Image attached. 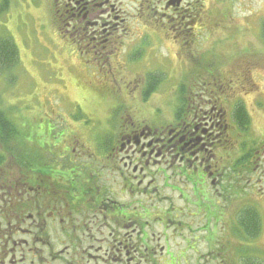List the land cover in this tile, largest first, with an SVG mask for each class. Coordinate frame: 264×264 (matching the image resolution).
<instances>
[{"label": "flooded vegetation", "instance_id": "obj_1", "mask_svg": "<svg viewBox=\"0 0 264 264\" xmlns=\"http://www.w3.org/2000/svg\"><path fill=\"white\" fill-rule=\"evenodd\" d=\"M223 2L42 0L36 6L59 39L90 58L96 79L116 75L133 89L108 94L118 118L109 115L98 130L74 122L40 127L32 107L8 103L0 91V264H169L171 241L194 251L182 254L180 264H264L258 57L250 51L235 60L225 82L199 53L186 57L191 73L179 70L186 49L194 51L202 36L209 43L215 37L206 36L203 19ZM243 27L264 44L262 6H252ZM138 49L148 60L127 70ZM165 81L170 85L159 91ZM248 190L263 206L253 236L248 211L236 216L234 209ZM175 200L185 207L171 212ZM235 216L242 234L227 238L223 226ZM171 225L183 228L170 233Z\"/></svg>", "mask_w": 264, "mask_h": 264}, {"label": "rangeland", "instance_id": "obj_2", "mask_svg": "<svg viewBox=\"0 0 264 264\" xmlns=\"http://www.w3.org/2000/svg\"><path fill=\"white\" fill-rule=\"evenodd\" d=\"M41 1L10 0V8L0 15V35L11 37L20 56V63L13 71V80L0 75V91L5 92V97L10 103L12 102L11 104L21 109L32 107L36 116L35 124L40 127L50 126L53 122L60 124L74 122L93 125L95 130H98L109 115L118 118L116 116L118 110L113 109L116 103L107 97L115 91H124L126 95V89L131 90L133 87L130 84L126 88L127 79L123 81L116 75L101 76L102 79H96L95 66L89 63L90 58H82L76 49L59 39L51 26L49 16L44 14L41 17L36 11V6ZM228 1L224 0L223 3L218 4V6H222L221 10L210 9L208 11L209 16H205L203 19L204 22L206 21L204 25L206 36H209L208 32L213 31L215 37L213 36L209 43L208 39L202 36L194 51L186 49L184 51L185 59L179 63V70L184 74L191 73L192 62L188 61L186 57L193 59V53H195V57L199 53L202 62L215 64L216 73L220 74L225 82L230 78L228 76L230 68L227 67H231L235 60L242 56L246 57L244 56L246 54L248 56V53L252 51L251 55L254 58L258 57L255 74H258L257 80L260 87L258 108L263 122L259 132L260 138L264 142V44L260 42L262 38L256 35L254 30L252 34L248 33L250 36H247L243 27V20L247 19L252 6L256 8L262 6L264 10V0H231L232 3L226 4ZM230 25V29L226 31ZM237 26L238 29H236ZM252 41L258 43L252 44ZM142 52L141 49L133 50L137 60L127 61L125 66L127 70L135 72L141 66L142 61L148 60L139 56ZM234 53L238 54L234 55ZM165 67L168 72L172 71V66L167 65L166 61ZM96 72L99 73L98 70ZM113 72L125 73L126 70L118 69ZM128 73L127 71L126 74ZM168 82H162L158 86V90L163 91L166 86L170 85ZM128 99L132 105H136L139 97L132 95ZM153 99L156 100V97ZM26 117L28 121L32 122L30 117ZM259 148L264 154V144ZM261 186H264V183ZM236 192L238 191H230V195L234 197ZM247 194L248 197L244 196L245 201L242 204L234 205V209H240L236 216L245 209L248 213L249 211L253 212L257 218L256 211L260 216L263 206L260 201L249 197V190ZM164 207L170 209L171 205L167 203ZM184 207L182 201L175 200L173 209L170 211L178 212ZM236 216L232 222L227 221L223 226L227 238L229 235L242 234ZM181 220L186 219L181 217ZM182 228L183 226L171 225L167 231L177 233ZM210 230H213V234L209 235L213 237L215 230L212 226ZM194 237L193 235L191 238V246L196 248L199 240H195ZM201 242L207 243L204 239ZM171 246V250L174 251H172V256L169 254V264H180L182 254L191 252L194 255V251L188 252L181 247L178 248L174 241H171ZM181 264L186 263L183 261Z\"/></svg>", "mask_w": 264, "mask_h": 264}, {"label": "trees", "instance_id": "obj_3", "mask_svg": "<svg viewBox=\"0 0 264 264\" xmlns=\"http://www.w3.org/2000/svg\"><path fill=\"white\" fill-rule=\"evenodd\" d=\"M9 0H2L0 3V14L9 9ZM20 63L18 48L10 36L0 35V73L10 74L13 80V71ZM249 234L257 235L258 222L253 212L249 211ZM258 230V231H257Z\"/></svg>", "mask_w": 264, "mask_h": 264}]
</instances>
